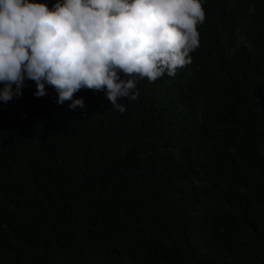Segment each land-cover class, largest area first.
Returning a JSON list of instances; mask_svg holds the SVG:
<instances>
[{
    "label": "trees",
    "instance_id": "16d2710c",
    "mask_svg": "<svg viewBox=\"0 0 264 264\" xmlns=\"http://www.w3.org/2000/svg\"><path fill=\"white\" fill-rule=\"evenodd\" d=\"M203 8L191 63L122 114L32 81L0 103V264H264V0Z\"/></svg>",
    "mask_w": 264,
    "mask_h": 264
},
{
    "label": "clouds",
    "instance_id": "9594fccd",
    "mask_svg": "<svg viewBox=\"0 0 264 264\" xmlns=\"http://www.w3.org/2000/svg\"><path fill=\"white\" fill-rule=\"evenodd\" d=\"M205 0H0V103L56 93L83 110V89L104 94L112 110L138 99L141 80L175 76L199 47ZM254 11V9L249 10ZM157 83V82H156ZM86 114V113H85Z\"/></svg>",
    "mask_w": 264,
    "mask_h": 264
},
{
    "label": "bare ground",
    "instance_id": "6f19581e",
    "mask_svg": "<svg viewBox=\"0 0 264 264\" xmlns=\"http://www.w3.org/2000/svg\"><path fill=\"white\" fill-rule=\"evenodd\" d=\"M256 8V7H255ZM210 34V33H209ZM231 38V37H230ZM239 38V37H238ZM213 53V52H212ZM228 53V52H227ZM222 60V59H221ZM241 64V63H240ZM214 70V69H213ZM256 89V88H255ZM158 104V103H157ZM148 108V107H147ZM154 110V109H153ZM158 121V120H157ZM121 126V125H120ZM158 139V138H157ZM197 147V146H196ZM123 156V155H122ZM126 157V156H125ZM126 170V169H125ZM189 171V170H188ZM121 176V175H120ZM184 203V202H183ZM194 205V204H193ZM192 205V206H193ZM228 218V217H227ZM216 223V222H215ZM215 225V224H214ZM221 226V225H220ZM239 233V232H238ZM244 242V241H243ZM236 243V242H235ZM261 249V248H260ZM112 253V252H111ZM134 253V252H133Z\"/></svg>",
    "mask_w": 264,
    "mask_h": 264
}]
</instances>
